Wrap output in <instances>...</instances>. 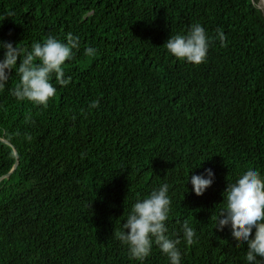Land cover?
Masks as SVG:
<instances>
[{
	"label": "trees",
	"instance_id": "1",
	"mask_svg": "<svg viewBox=\"0 0 264 264\" xmlns=\"http://www.w3.org/2000/svg\"><path fill=\"white\" fill-rule=\"evenodd\" d=\"M258 1L0 0V40L26 51L48 36L80 42L63 66L71 82L53 77L47 106L11 94L15 69L0 89V264H169L155 243L131 258L116 236L132 204L164 183L182 264H248L230 224L214 223L228 180L249 166L264 175ZM197 23L206 60L168 53L169 36ZM206 168L214 182L196 195L186 177Z\"/></svg>",
	"mask_w": 264,
	"mask_h": 264
},
{
	"label": "clouds",
	"instance_id": "2",
	"mask_svg": "<svg viewBox=\"0 0 264 264\" xmlns=\"http://www.w3.org/2000/svg\"><path fill=\"white\" fill-rule=\"evenodd\" d=\"M221 42L222 31L218 30ZM168 53L188 63L200 64L207 58L210 37L203 25L190 26L186 34L170 35L164 43ZM79 37L68 33L66 41L48 36L46 41L34 42L30 50L14 46L13 42L0 40V89L7 84L13 69L19 75V83L11 94L19 101H30L35 105L47 106L57 91L53 77L59 86H67L71 77L65 76L64 64L79 49ZM88 56L96 49H84ZM19 60V63H18ZM99 100H93L89 108H97ZM28 119V118H26ZM215 179L212 168L199 174H189L186 181L191 183L196 195H203ZM224 203L215 217L214 225L223 227L230 224L231 233L237 244H246L245 258L248 264H264V175L252 166L228 180L222 193ZM171 198L169 185L164 183L152 189L143 199H137L131 206L122 228L116 233L117 239L127 245L131 258L143 261L155 243L168 258L169 264H182L180 240L167 235L166 221L169 216ZM183 238L189 245L196 242V232L187 221L182 225Z\"/></svg>",
	"mask_w": 264,
	"mask_h": 264
},
{
	"label": "rangeland",
	"instance_id": "3",
	"mask_svg": "<svg viewBox=\"0 0 264 264\" xmlns=\"http://www.w3.org/2000/svg\"><path fill=\"white\" fill-rule=\"evenodd\" d=\"M257 5H258V7H260L261 9L264 10V0H259V1L257 2Z\"/></svg>",
	"mask_w": 264,
	"mask_h": 264
},
{
	"label": "water",
	"instance_id": "4",
	"mask_svg": "<svg viewBox=\"0 0 264 264\" xmlns=\"http://www.w3.org/2000/svg\"><path fill=\"white\" fill-rule=\"evenodd\" d=\"M16 154L18 155V152H17V151H16ZM13 170H14V169H13ZM13 170H11V172H12ZM11 172H10V173H11ZM10 173H8V175H9ZM2 178H3V177H2ZM2 178H1V179H2Z\"/></svg>",
	"mask_w": 264,
	"mask_h": 264
}]
</instances>
